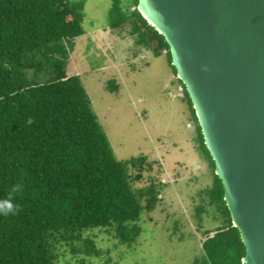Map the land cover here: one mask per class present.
Masks as SVG:
<instances>
[{"label":"trees","instance_id":"16d2710c","mask_svg":"<svg viewBox=\"0 0 264 264\" xmlns=\"http://www.w3.org/2000/svg\"><path fill=\"white\" fill-rule=\"evenodd\" d=\"M85 2L0 0V201L11 197L19 205L15 215H0V264H58L57 245L64 243L72 253L99 255L94 240L83 237L94 228L110 229L130 245L141 233L142 213L158 200L154 181L133 186L152 163L144 155H114L80 75L67 72L75 39L85 32ZM137 3L112 0L108 26L128 25L136 43L155 56L165 50L171 64L164 36ZM182 86L197 123L196 150L213 172L212 185L199 195L224 218V225L205 231L203 256L194 264H242L245 246ZM106 89L116 91V82L108 80Z\"/></svg>","mask_w":264,"mask_h":264},{"label":"rangeland","instance_id":"374dc122","mask_svg":"<svg viewBox=\"0 0 264 264\" xmlns=\"http://www.w3.org/2000/svg\"><path fill=\"white\" fill-rule=\"evenodd\" d=\"M111 2L86 0L85 32L75 39L67 72L80 75L114 155L120 160L144 155L152 163L133 186L154 181L158 200L142 213L135 242L121 244L112 230L94 228L83 237L94 240L99 255L72 253L66 243L58 244L57 263L194 264L203 256L205 231L224 225L215 206L199 195L212 185L213 172L196 150L197 123L165 50L153 55L136 43L128 25L110 28ZM108 80L116 82V91L106 89ZM200 204L205 208L198 212Z\"/></svg>","mask_w":264,"mask_h":264},{"label":"water","instance_id":"95a60500","mask_svg":"<svg viewBox=\"0 0 264 264\" xmlns=\"http://www.w3.org/2000/svg\"><path fill=\"white\" fill-rule=\"evenodd\" d=\"M165 38L221 179L242 264H264V0H138Z\"/></svg>","mask_w":264,"mask_h":264},{"label":"clouds","instance_id":"9594fccd","mask_svg":"<svg viewBox=\"0 0 264 264\" xmlns=\"http://www.w3.org/2000/svg\"><path fill=\"white\" fill-rule=\"evenodd\" d=\"M33 121L31 118L27 120L28 124ZM19 211V205L13 202L12 198L9 197L7 200L0 201V215H15Z\"/></svg>","mask_w":264,"mask_h":264},{"label":"built area","instance_id":"2783aa9c","mask_svg":"<svg viewBox=\"0 0 264 264\" xmlns=\"http://www.w3.org/2000/svg\"><path fill=\"white\" fill-rule=\"evenodd\" d=\"M182 88L180 87L179 90H181Z\"/></svg>","mask_w":264,"mask_h":264}]
</instances>
